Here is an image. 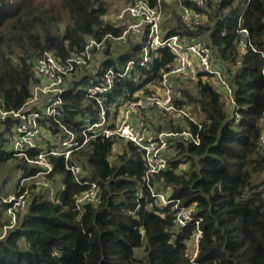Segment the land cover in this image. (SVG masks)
I'll return each mask as SVG.
<instances>
[{"label": "trees", "instance_id": "trees-1", "mask_svg": "<svg viewBox=\"0 0 264 264\" xmlns=\"http://www.w3.org/2000/svg\"><path fill=\"white\" fill-rule=\"evenodd\" d=\"M148 1L170 15L168 33L197 36L206 42L212 59L230 80L240 115L235 122L220 93L207 81L193 82L195 92L176 87L174 105L195 104L202 117L197 123L184 118L182 126L172 119L164 123L173 130L189 128L198 133L199 143L178 141L167 167L153 174L150 183L167 188L180 206L194 205L201 218L198 227L193 222L178 227L172 203L162 205L151 195L142 152L131 141L124 142L113 160L118 138L94 133L68 157L48 154L44 146L22 144L21 149H13L25 134L17 130L21 121L13 112L25 107L34 85L41 81L34 71L36 59L49 51L65 61L82 51L90 38L119 35L122 27L105 18L113 9L107 0H0V110L7 112L0 119V165L18 159L13 169L21 171L15 181V199L4 201L6 194H0V264H191L187 243L197 229L201 232L198 264H264V155L259 142L264 128V58L260 54L264 52V0H250L244 9L243 26L257 51L247 48L242 54L237 48V20L246 0H205L207 21L193 28L184 24L177 4ZM181 3L197 9L189 0ZM106 43L103 55L110 54V43ZM120 48L115 60L110 57L103 64L120 65L140 53L137 43ZM174 57L164 50L147 65L132 69L130 76L118 78L109 100L161 79ZM87 70L81 67L65 78L59 122L38 116L39 125L53 135L62 131L61 124L79 134L85 116L97 119L98 106L77 89L94 80ZM134 78L139 79L137 85ZM31 108L39 110L36 105ZM42 150L49 170L32 162ZM181 163H186L185 168H179ZM72 165L79 166L80 173L75 174ZM37 172L47 183L43 191L29 196L20 181ZM58 177L61 186L51 197ZM92 187L97 189V199L80 203L82 192ZM21 200L26 201L23 207ZM9 209L14 223H10Z\"/></svg>", "mask_w": 264, "mask_h": 264}, {"label": "built area", "instance_id": "built-area-1", "mask_svg": "<svg viewBox=\"0 0 264 264\" xmlns=\"http://www.w3.org/2000/svg\"><path fill=\"white\" fill-rule=\"evenodd\" d=\"M167 1L178 5V13L186 26L193 28L207 21V15L203 11L206 5L205 0H189L197 6V9L183 5L181 2L184 0ZM249 1L246 0L243 3L237 20L239 34L237 48L242 52L247 48L257 51L251 43L248 28L243 26V12ZM105 18L114 25L122 27L119 35L107 33L100 40L90 38L82 51L73 54L65 61H60L49 51L36 59L34 71L41 81L34 85L33 95L25 103V107L13 112V116L20 118L21 121L17 130L20 133L25 132L19 140L14 142L13 149H21L22 144L29 147L44 146L48 154L68 157L73 148L86 144L89 133L131 141L142 152L145 165L144 179L151 195L162 205L172 203L173 208L177 209L175 221L178 227L183 228L190 222L198 227L201 218L194 211V205L180 206L178 200L170 197L167 188L158 189L150 183V177L153 174L167 167L168 159L175 153L178 141L190 144L199 143L198 133L192 132L189 128L173 130L166 127L167 124L163 122L162 116L172 115L173 123H178L180 126L185 123L184 118L197 123L198 119L191 117V113L186 110L190 105L177 107L173 100L177 95L178 81L176 79L195 82L200 78L216 88L225 101L227 110L233 113V118L237 122L240 115L230 80L222 68L214 62L211 49L202 38L187 34L181 35L179 32L168 33L172 27L170 15L157 5L152 6L148 0L124 1L112 14H106ZM108 41L110 54L103 55L102 51ZM136 43L140 47L138 57H131L120 65L117 62L103 64V61L110 57L115 60L114 57L120 53V47H129ZM164 50L173 53L175 57L169 69L162 73L161 79L155 81L156 83L148 81L131 92L117 96L115 101L109 100L118 78L130 76L132 69L147 65L153 57L161 56ZM260 54L264 58V52L260 51ZM100 61L102 62L101 67ZM81 67L88 69L87 72L94 78L82 88V91L98 106V117L92 120L91 117L85 116L82 119L83 126L79 134L61 124L62 131L53 135L39 125L37 118L40 115L50 116L59 122L63 104L61 94L66 89L65 78L69 79L72 76L71 73ZM133 80L136 85L139 83V79L134 78ZM45 95H48L47 98L44 97ZM35 105L39 107V110H32L31 107ZM6 115L7 112L0 110V119ZM262 124L264 127V117ZM158 125L162 128L158 129ZM259 142L264 155V128L259 136ZM45 155L46 152L39 151L36 155L37 159L29 161L41 164L43 165L41 167L49 170L51 165L46 162ZM70 168L75 174L81 171L77 165H72ZM97 195V189L92 187L83 191L78 200L80 203L95 201ZM2 199L4 201L14 200L15 194L4 196ZM23 205L21 200L19 206L23 207ZM9 220L10 223L15 222L10 209ZM200 234L201 232L197 229L190 240L193 244L189 253L191 264H198L195 257Z\"/></svg>", "mask_w": 264, "mask_h": 264}, {"label": "rangeland", "instance_id": "rangeland-1", "mask_svg": "<svg viewBox=\"0 0 264 264\" xmlns=\"http://www.w3.org/2000/svg\"><path fill=\"white\" fill-rule=\"evenodd\" d=\"M108 2L110 1V3H112V11H109V14H112L120 5L122 2L126 1V0H107ZM179 11L178 9L176 10V12ZM239 54H242V51L239 50ZM154 83H156L155 81H153ZM179 86H186V88H189L190 90H193L195 92L196 90V84L193 83L192 81H186L183 80L182 83L178 84ZM215 86V85H214ZM85 86L80 85V88H84ZM152 89V88H151ZM48 95H45L44 97L47 98ZM223 100V99H222ZM224 101V100H223ZM226 105V104H225ZM188 112L191 113V117H193L194 119H198L200 117H202L201 114H199L198 112V108L195 104L190 105L189 107H187ZM172 115H163L162 118L163 122H167L169 119H171ZM196 117V118H195ZM173 118V117H172ZM176 118V117H174ZM124 140L122 139H117V143L113 146L112 148V154H111V160H113L115 158L116 153L120 152L122 150V145H124ZM18 162V159H11V161L5 162L4 164L0 165V194H6L3 196H7V195H11L14 191L15 188V181L16 178L19 176V170L13 169V166H15L14 164ZM43 163V161H42ZM40 166H43L41 164H39ZM186 163L181 164V166H179V168H185ZM60 177L56 178V183L55 186L52 185L51 186V197L54 195L55 189L59 188L61 186V184L59 183ZM21 184H23L24 186L27 187V191H29V196L30 193L32 192V194L34 192L38 193L40 191H43L45 188V185L47 183L46 178L43 177V174L40 172H37L36 175L32 176V177H28V178H24L21 179ZM45 182V183H44ZM50 183V182H49ZM27 194V193H26ZM26 201H23V204L25 205ZM188 252H191V249L193 248V244L192 242H190V240L188 241ZM138 254L142 253V250H137Z\"/></svg>", "mask_w": 264, "mask_h": 264}]
</instances>
